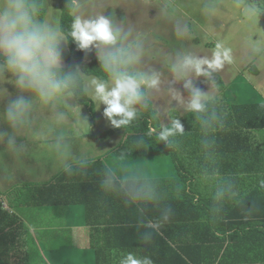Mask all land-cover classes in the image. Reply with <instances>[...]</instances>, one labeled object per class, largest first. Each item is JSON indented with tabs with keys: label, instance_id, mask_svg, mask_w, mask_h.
Instances as JSON below:
<instances>
[{
	"label": "crops",
	"instance_id": "0c3cea01",
	"mask_svg": "<svg viewBox=\"0 0 264 264\" xmlns=\"http://www.w3.org/2000/svg\"><path fill=\"white\" fill-rule=\"evenodd\" d=\"M74 3L73 15L89 18L83 12L82 1L74 0ZM43 5L46 10L43 21L60 25L62 13L59 0H43ZM87 5L92 6V2H88ZM84 10L90 14L88 10ZM99 15L101 14L99 13ZM63 47L65 51H69L68 39ZM94 50L96 51L92 48L88 51L96 58ZM63 63L66 68L68 64L64 59ZM253 68V72L258 74L259 69ZM87 77L89 79L97 78L93 75H87ZM8 79L12 78L6 74V80ZM229 83L227 85L224 83L225 86H229L224 94L219 91L215 99L204 102L217 101L220 107H224V109L221 108L223 111H218L217 116L216 125L220 124L221 130L210 131L204 127L210 115L203 114L201 116L202 124L200 126L203 127L198 128L199 125L195 124V113L188 109H163L162 112L155 109L161 130L171 127L174 119H178L183 125V134H175L169 139L179 145L182 163L194 175V178L191 179L188 175L186 176L188 189L194 190L205 202L211 203L204 208V212L219 215V220L224 221L226 226L234 225L235 227L225 235H219L225 238L223 243H220L219 240H215L218 241L216 244L205 243L206 247L215 248L208 251L209 253H205L203 260L218 262L220 259H224L264 264V171L261 169V166H264V128L238 126L237 124L241 122V115L238 113L243 115L242 112L227 115L229 106L263 102L264 95L257 99L248 90L249 87L242 90L244 87L242 84ZM4 88L8 90L11 98L19 94L10 83H5ZM88 98L95 109L93 127L88 107L79 104L74 96L72 102L80 106L81 115L86 117L85 127H78L75 119L70 118L68 124L51 134H29L21 137L20 142L23 144V148L19 152L9 151L5 145L0 144V203H2L0 252L11 264H28L26 261L27 251L23 246V243L26 242L30 247H36L37 256L43 263V254L37 249V244L40 246L45 243L49 255L47 256L48 264H97V245L127 241L123 233H119L121 236L118 237L121 239L112 236L110 238L113 239H110L102 232V229L107 226H95L88 223L85 208L81 205L52 207L30 204L31 206L25 205L22 208L14 209L10 203L7 204L6 200L14 201L13 191L16 189L31 188L29 190L31 192V190L49 186L71 167L97 159L105 160L113 165V169L117 171L118 175L115 178L122 185L123 181L167 180L178 177L177 170L173 167L168 168V172L164 174L154 172L153 174L142 173L139 175L132 168L136 164L132 165L131 159H116L115 156H110L125 140V131L117 130L100 139L102 134L114 126L104 115L105 106L103 104L97 106L95 101L89 96ZM188 100L186 95L184 101L188 103ZM7 103V98L0 100V112L3 111ZM136 107L138 111L142 110L140 105ZM179 107H182V104H179ZM0 127L11 131L4 121H0ZM61 131L64 134V141L58 148L55 136ZM91 132L94 137L91 136ZM216 133L218 135H215ZM195 136L198 138L194 139ZM215 136L217 137L213 147ZM156 157L155 159L154 157L149 158V160L158 161L161 159L164 161L167 158L163 155ZM120 168L124 170H119ZM183 180H180L181 185ZM137 236L140 237L141 233H138ZM211 237L214 238L213 234ZM204 238L208 240V234L204 235ZM154 240L157 244L154 256L146 257L154 264H183L182 261H190L185 256L174 253V249L178 251L176 244L169 242L172 247L170 250L156 238ZM192 246L193 244L187 250L192 249ZM216 252H219L218 255L215 254ZM131 253L137 258H145V256H141L140 249H134ZM127 254L129 253L124 250L122 252H105L101 256V264H121ZM191 256L194 259L195 254L191 253ZM195 258L201 260L199 257Z\"/></svg>",
	"mask_w": 264,
	"mask_h": 264
},
{
	"label": "clouds",
	"instance_id": "9594fccd",
	"mask_svg": "<svg viewBox=\"0 0 264 264\" xmlns=\"http://www.w3.org/2000/svg\"><path fill=\"white\" fill-rule=\"evenodd\" d=\"M186 29L177 26L178 35ZM70 35L79 50L96 49L97 59L105 79H89L77 66L65 69L64 43L67 36L59 23L38 19L36 0H0V100L8 99L0 112V121L11 131L0 127V144L9 151L23 148L20 138L26 135L53 133L74 118L80 128L86 126V117L80 106L72 102L78 94L87 95L103 104L104 115L111 124L120 128L137 116V105H148V92L158 90L160 73L140 71L144 55L143 41L132 38V33L118 26L111 16L103 14L93 18L73 15ZM231 61V49L217 42L211 57L197 56L191 52L178 53L170 71L190 93L189 111L201 113L205 109L207 94L194 86L193 78L211 77L212 73ZM6 74L12 79L6 80ZM10 83L19 93L14 98L6 88ZM174 97L179 93L173 90ZM183 125L172 120L160 139L183 134ZM56 147L64 141L63 132L55 136ZM121 264H152L148 258L127 254Z\"/></svg>",
	"mask_w": 264,
	"mask_h": 264
},
{
	"label": "trees",
	"instance_id": "16d2710c",
	"mask_svg": "<svg viewBox=\"0 0 264 264\" xmlns=\"http://www.w3.org/2000/svg\"><path fill=\"white\" fill-rule=\"evenodd\" d=\"M36 3L38 17L43 21L46 14L43 0H36ZM59 5L62 13L60 27L67 36L69 45V51L64 50L63 53V59L68 64L65 69H73L78 66L81 72L86 75L105 79L99 60L94 58L90 51L79 50L68 35L73 21L74 0H59ZM224 86L223 81L215 83V87L221 92L224 91ZM75 98L79 104L88 107L93 127L95 123L93 103L87 95L78 94ZM140 106L142 110L137 112L136 118L128 125L120 128L113 127L102 134L100 139L117 130H124L125 140L110 156H115L116 159L132 160L170 155L177 170V178L123 181L122 185L115 178L118 175L117 171L113 169V165L105 160L97 159L71 167L64 171L53 184L33 190L35 194L32 195L30 202L36 206L52 207L81 205L85 208L87 222L95 226H107L102 229V232L109 238L112 236L121 239L118 236H121L119 233H123L127 238V241L123 243H107L96 246L98 249L97 264L102 263L101 256L105 252H122L124 250V252L131 253L134 249H140L142 257H153L157 245L154 238L170 250L172 247L169 242L176 244L178 251L174 249V253L190 259V261H182L183 264H256L224 259H220L218 262L203 260L204 254L215 248L206 247L205 243L210 245L218 243L215 240L223 243L225 238L219 235H225L235 227L234 225L226 226L224 221L219 220V215L204 212V208L211 203L205 202L202 197L198 196V193L188 189L186 176L188 175L191 179L194 178V175L182 163L179 145L170 141L169 138L167 141L160 139L162 130L159 128V118L152 101L149 99L147 106ZM221 108L224 109L219 106L217 101L206 102L204 111L195 113V124L199 125L198 128L203 127L200 126L202 124L201 116L203 114L210 115L204 127L210 131H214V129L218 131L220 124L216 125L217 116L218 111L222 110ZM228 110L227 115L243 113V115L238 113L241 115V122L237 124L238 126L264 128V101L255 104L231 105ZM91 136L94 137L93 132H91ZM216 137L213 138V147ZM197 138V136L194 137V139ZM208 142L210 143V140ZM216 145L218 144L216 143ZM261 169L264 171V166H261ZM179 179L183 180L182 185ZM1 208L2 203H0V214H2ZM138 233H141V238L137 236ZM207 234L208 240L204 238V235ZM211 234L214 238L211 237ZM191 244H193L192 249L187 250V248H191ZM191 253L201 260H196L195 257L194 260ZM218 253L215 254L218 255ZM0 264H11L4 259L1 252Z\"/></svg>",
	"mask_w": 264,
	"mask_h": 264
},
{
	"label": "rangeland",
	"instance_id": "374dc122",
	"mask_svg": "<svg viewBox=\"0 0 264 264\" xmlns=\"http://www.w3.org/2000/svg\"><path fill=\"white\" fill-rule=\"evenodd\" d=\"M81 1L84 9L90 13L83 9L89 18L99 13L111 16L118 26L131 31L133 39L139 38L143 41L144 55L137 68L148 73H160L159 89L147 94L154 107L161 112L163 109H188V103L184 100L186 95L190 99V93L183 87L184 82L176 80L170 71V65L175 61L177 54L191 52L210 58L217 42H222L225 47L231 49V61L225 62L211 77L193 78L194 86L207 94L205 101L218 96L216 81H223L225 85L238 82L244 86L242 90L249 87L248 90L257 99L264 95V0ZM88 2H92V6L87 5ZM79 10L81 11V8ZM177 26L186 29L184 35H178ZM94 52L97 58L96 51ZM253 67L259 69L258 74L253 72ZM227 87L229 86H224L223 94ZM173 90L179 93V97L173 96ZM179 104H182V107H179ZM163 156H167L164 161L132 159L131 164H136L132 168L139 175L154 172L164 174L168 172V168L176 169L172 157ZM155 158L157 157L154 156ZM30 189H16L13 191L14 201L8 199L7 204L10 203L14 209L31 206L33 190L29 192ZM23 246L27 251L28 264H48L49 255L45 243L40 246L37 244V249L43 254L44 263L37 256L36 247H30L27 242L23 243Z\"/></svg>",
	"mask_w": 264,
	"mask_h": 264
}]
</instances>
